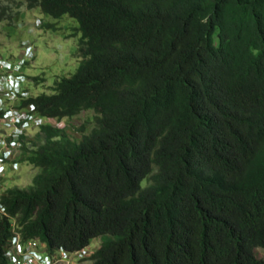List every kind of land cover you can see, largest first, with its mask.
<instances>
[{
  "label": "trees",
  "instance_id": "16d2710c",
  "mask_svg": "<svg viewBox=\"0 0 264 264\" xmlns=\"http://www.w3.org/2000/svg\"><path fill=\"white\" fill-rule=\"evenodd\" d=\"M29 5L76 20L83 59L18 107L96 126L17 137L40 172L0 196V264L12 219L48 254L100 238L92 264H264V0Z\"/></svg>",
  "mask_w": 264,
  "mask_h": 264
},
{
  "label": "rangeland",
  "instance_id": "374dc122",
  "mask_svg": "<svg viewBox=\"0 0 264 264\" xmlns=\"http://www.w3.org/2000/svg\"><path fill=\"white\" fill-rule=\"evenodd\" d=\"M29 3L30 0H0V77L13 75L14 66L22 61L21 71L26 76L25 91L28 98L53 94L56 83L63 77L74 74L83 59L80 51L79 23L68 15L59 19L45 15L39 8H30ZM28 46L32 47L31 53L28 54L31 58L25 57ZM1 81L3 78H0V88ZM10 103V107L15 110L19 100ZM42 123L64 129L76 141L96 126L95 113L92 110H85L79 115L63 120L46 119ZM38 131L39 128L35 125H30L23 131L30 140L26 143L29 149L34 148L32 142L36 141ZM18 134H21V130L16 129L13 120L0 117L2 157L4 151L12 149L10 160H6L4 164L5 171L0 174V196L7 189L29 190L33 186V179L40 172L39 168L21 160L23 153L19 150V144L13 148L9 147V137L15 139ZM100 245V238L93 240V248ZM256 254L264 260L263 249H257ZM83 264L92 263L87 260Z\"/></svg>",
  "mask_w": 264,
  "mask_h": 264
},
{
  "label": "built area",
  "instance_id": "2783aa9c",
  "mask_svg": "<svg viewBox=\"0 0 264 264\" xmlns=\"http://www.w3.org/2000/svg\"><path fill=\"white\" fill-rule=\"evenodd\" d=\"M42 122V121H41ZM5 171L0 164V174ZM0 215L8 216L6 209L0 204ZM12 237L7 241L5 257L7 264H83L85 259L91 258L98 247L86 246L82 250L70 251L57 249L54 253H47L46 245L39 239H24L18 230L17 222L12 219Z\"/></svg>",
  "mask_w": 264,
  "mask_h": 264
},
{
  "label": "clouds",
  "instance_id": "9594fccd",
  "mask_svg": "<svg viewBox=\"0 0 264 264\" xmlns=\"http://www.w3.org/2000/svg\"><path fill=\"white\" fill-rule=\"evenodd\" d=\"M31 51H32V47L28 46L25 51V57L31 58L32 56L28 55L31 53ZM23 62H25V60ZM22 65L23 63L21 61L18 65L14 66L15 73L13 75H10V77H4L3 75L0 77L3 78V81H1V88H0V103H1L0 112H3V115L1 117L4 116V119L13 120L14 124H16V129L18 131L21 130V134L28 126L35 125L40 127V125L43 124L41 121L46 120L35 114L34 113L35 110L33 107L24 108V109L17 107L15 110L10 107V104H12L10 103V101H15V100L20 101L23 98L24 99L28 98V93L25 91L27 80L24 72L21 71ZM9 69L10 67L7 70ZM20 112H22V114H20ZM21 134L16 135L15 139H13L9 144V147L13 148L17 145V137ZM10 150L12 149L8 148L6 151H4L3 157L1 155L2 152L0 151V155H1L0 164H3L4 167H5L4 164H6V160H10V157L12 155V152ZM7 217H9V215ZM90 245H92V243H90ZM99 248L100 247H98V249Z\"/></svg>",
  "mask_w": 264,
  "mask_h": 264
},
{
  "label": "bare ground",
  "instance_id": "6f19581e",
  "mask_svg": "<svg viewBox=\"0 0 264 264\" xmlns=\"http://www.w3.org/2000/svg\"><path fill=\"white\" fill-rule=\"evenodd\" d=\"M85 261H87V260H85ZM90 261V260H89Z\"/></svg>",
  "mask_w": 264,
  "mask_h": 264
}]
</instances>
